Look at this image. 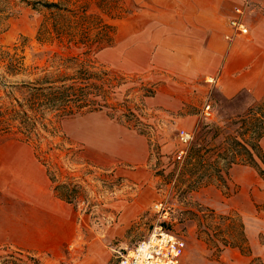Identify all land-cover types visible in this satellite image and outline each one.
Here are the masks:
<instances>
[{"label":"rangeland","instance_id":"rangeland-1","mask_svg":"<svg viewBox=\"0 0 264 264\" xmlns=\"http://www.w3.org/2000/svg\"><path fill=\"white\" fill-rule=\"evenodd\" d=\"M28 1L33 0H0L1 113L9 106V92L23 100L22 93L11 86L30 80L8 74L3 53L24 57L26 66L42 68L49 58L45 52L81 54L87 50L77 45L67 52L58 42L40 45L38 32L49 12L33 10ZM70 1L87 5L86 11H76L72 5L70 9L76 16L83 12L91 16L88 28L96 40L103 34L96 19L117 29L115 45L96 54L103 44L95 42L89 58L123 74L127 85L119 100L132 90L129 98L139 104L143 88L155 89V96L145 101L147 134L141 135L108 112L60 123L53 120L38 154L36 145L5 134L0 123V247L30 252L41 264H119L121 254H127L161 224L155 206L163 203L169 213L167 229L187 244L181 264H264V212L257 208L264 206V180L255 170L236 166L229 172L228 188L208 186L186 194L174 189L178 173L172 180L167 178L175 173L174 160L186 149L179 141L182 130L196 139L202 124L223 125L233 115L232 105L223 100L213 78L186 87L165 72L163 63L145 62L153 58L147 50L140 51L139 63H132V20L153 12L152 0ZM250 2L240 10L247 13ZM72 21L75 25L80 22L77 18ZM251 102V97L243 96L236 105L244 112ZM208 107L211 116L207 118ZM187 114L196 116L195 122L186 123ZM138 137L150 146L147 166L120 163L122 155L137 152ZM261 146L264 152V140ZM44 161L53 166L55 186L71 184L70 191L75 185L82 188L75 204L58 199ZM199 207L226 217L235 214L251 237L253 256L232 248L216 252L202 232L207 227L200 228L192 215ZM228 224L213 222L208 235L222 240L218 230L224 232Z\"/></svg>","mask_w":264,"mask_h":264},{"label":"trees","instance_id":"trees-1","mask_svg":"<svg viewBox=\"0 0 264 264\" xmlns=\"http://www.w3.org/2000/svg\"><path fill=\"white\" fill-rule=\"evenodd\" d=\"M27 3L37 12L42 9L49 12L38 32L40 45L53 46L58 42L67 52L77 45L87 50L81 54L45 52L44 55L49 58L47 65L42 68L26 66L24 57L3 53L8 74L30 78L20 85L11 86L12 90L22 93L23 100H17L13 92L6 94L9 106L4 113L0 112L3 132L20 136L24 142L36 145L38 154L46 139L44 134L53 126V120L60 123L88 114L108 112L111 118L123 121L141 135L147 134L148 125L144 123L145 101L155 96V89L143 88L139 104L129 98L132 90H127V95L120 101L122 89L127 85L123 74L89 58L95 42H100L98 46L103 44L96 54L115 45L116 27L96 19V26L103 31L102 39L96 40L92 30L88 28L90 25L87 22L91 16L88 17L85 12L76 16L75 10L70 9L72 5L78 8L76 11H86V4H72L70 0H33ZM75 18L80 20L76 25L72 21ZM236 103L237 101L230 103L233 115L223 125L202 124L200 136L193 138L185 156L181 160H174L175 173L167 177L172 180L174 174L178 173L174 189L186 194L208 186L228 188L229 172L236 166L251 168L264 180V152L261 146L264 140V98L252 103L244 112L240 111ZM41 153L40 151V156ZM43 164L51 177L58 199L75 204L78 199L76 193L82 192V188L75 185L74 191H70L71 184L55 186L57 183L51 171L53 166L50 162L44 161ZM257 208H263L261 211L264 212V206ZM198 209L200 210L192 215L200 223V228L201 225L207 227L202 232L207 235V242L212 243L216 252L221 254L225 249L232 248L251 257L252 251L244 225L241 221L240 224L237 223L235 214L226 217L208 208ZM218 220L224 225L229 223L224 232L218 230V237H222V240H214L213 236L208 235L212 230V223ZM0 264L41 262L30 252L0 247Z\"/></svg>","mask_w":264,"mask_h":264},{"label":"crops","instance_id":"crops-1","mask_svg":"<svg viewBox=\"0 0 264 264\" xmlns=\"http://www.w3.org/2000/svg\"><path fill=\"white\" fill-rule=\"evenodd\" d=\"M152 1L153 12L139 14L132 20V63H139L140 53L147 50L153 58H146L145 62L163 63L165 72L175 75L186 87L192 88L211 77L228 104L243 96L251 97L250 105L264 98V0L253 4L248 0ZM247 2L251 7L242 19L249 34L242 36L230 22L238 19L236 11ZM195 118L187 114L183 120L193 123ZM137 140V152L122 155L118 161L143 168L150 159V146L140 137ZM247 239L252 257L251 237L248 235Z\"/></svg>","mask_w":264,"mask_h":264},{"label":"built area","instance_id":"built-area-1","mask_svg":"<svg viewBox=\"0 0 264 264\" xmlns=\"http://www.w3.org/2000/svg\"><path fill=\"white\" fill-rule=\"evenodd\" d=\"M238 19L232 20L230 26L242 36H247L249 30L244 23L242 16L244 12L237 10ZM214 82V80H211ZM207 108L205 115L211 116ZM180 143L187 149L192 143L193 136L191 133L182 130L179 135ZM186 149L179 154L178 160H181ZM155 209L163 220L160 225L156 226L149 236L139 242L127 254H121L119 264H181L187 250V244L181 237H178L174 232L166 227L169 220L165 206L163 203L156 204Z\"/></svg>","mask_w":264,"mask_h":264}]
</instances>
